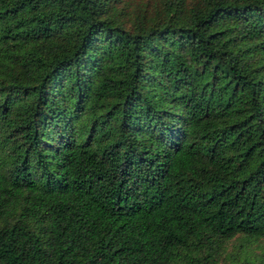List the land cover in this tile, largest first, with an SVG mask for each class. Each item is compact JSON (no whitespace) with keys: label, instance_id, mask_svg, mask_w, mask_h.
Returning <instances> with one entry per match:
<instances>
[{"label":"trees","instance_id":"1","mask_svg":"<svg viewBox=\"0 0 264 264\" xmlns=\"http://www.w3.org/2000/svg\"><path fill=\"white\" fill-rule=\"evenodd\" d=\"M116 1L0 0V264H213L264 239V0L128 26Z\"/></svg>","mask_w":264,"mask_h":264},{"label":"rangeland","instance_id":"2","mask_svg":"<svg viewBox=\"0 0 264 264\" xmlns=\"http://www.w3.org/2000/svg\"><path fill=\"white\" fill-rule=\"evenodd\" d=\"M196 0H187L186 6L194 4ZM161 0H118L113 3L111 13H116L125 26L133 24L136 19L147 20L156 15ZM142 16V17H141ZM239 238H232L219 253L213 264H230L233 261L245 258L253 262L264 260V239L245 246H238Z\"/></svg>","mask_w":264,"mask_h":264}]
</instances>
